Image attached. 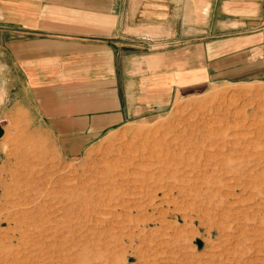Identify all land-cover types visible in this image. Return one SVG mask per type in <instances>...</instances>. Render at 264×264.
I'll list each match as a JSON object with an SVG mask.
<instances>
[{"label": "rangeland", "instance_id": "374dc122", "mask_svg": "<svg viewBox=\"0 0 264 264\" xmlns=\"http://www.w3.org/2000/svg\"><path fill=\"white\" fill-rule=\"evenodd\" d=\"M113 42L117 86L13 91L22 107L0 124V264H264V78L135 108L124 63L144 75L176 46Z\"/></svg>", "mask_w": 264, "mask_h": 264}, {"label": "crops", "instance_id": "0c3cea01", "mask_svg": "<svg viewBox=\"0 0 264 264\" xmlns=\"http://www.w3.org/2000/svg\"><path fill=\"white\" fill-rule=\"evenodd\" d=\"M263 23L264 0H0V124L22 107L14 90L117 86L118 39L176 46L156 52L144 75L124 63L128 87L147 90L133 92L135 108L212 80L262 79Z\"/></svg>", "mask_w": 264, "mask_h": 264}, {"label": "water", "instance_id": "95a60500", "mask_svg": "<svg viewBox=\"0 0 264 264\" xmlns=\"http://www.w3.org/2000/svg\"><path fill=\"white\" fill-rule=\"evenodd\" d=\"M3 134H4V130H3L2 127H0V138L3 136ZM197 244H198V247H199V248L202 247V242L199 241Z\"/></svg>", "mask_w": 264, "mask_h": 264}, {"label": "built area", "instance_id": "2783aa9c", "mask_svg": "<svg viewBox=\"0 0 264 264\" xmlns=\"http://www.w3.org/2000/svg\"><path fill=\"white\" fill-rule=\"evenodd\" d=\"M261 29H264V23L262 24Z\"/></svg>", "mask_w": 264, "mask_h": 264}, {"label": "bare ground", "instance_id": "6f19581e", "mask_svg": "<svg viewBox=\"0 0 264 264\" xmlns=\"http://www.w3.org/2000/svg\"><path fill=\"white\" fill-rule=\"evenodd\" d=\"M127 173V172H126ZM24 213V212H23Z\"/></svg>", "mask_w": 264, "mask_h": 264}]
</instances>
